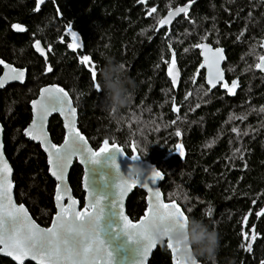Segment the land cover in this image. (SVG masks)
Listing matches in <instances>:
<instances>
[{"label": "trees", "instance_id": "obj_1", "mask_svg": "<svg viewBox=\"0 0 264 264\" xmlns=\"http://www.w3.org/2000/svg\"><path fill=\"white\" fill-rule=\"evenodd\" d=\"M191 1L45 0L37 11L38 0H0V58L27 69L24 84L0 90L4 151L13 168L15 198L40 225H49L56 183L40 146L25 139L22 131L31 120L30 101L42 86L57 83L69 92L78 110V127L93 148L115 138L130 155V145L136 143L142 159L164 173L160 187L165 200L177 201L191 218L203 219L219 232L217 257L214 261L198 257L200 262L261 264L264 217L255 213L264 208V112L258 111L264 107V73L254 65L263 55L264 0H198L168 34L166 28L156 30L166 12ZM152 7L157 11L149 16ZM13 24L26 31L17 32ZM68 25L83 45L76 52L68 48ZM37 40L47 50V60L36 53ZM202 42L225 49V78L228 83L238 81L234 96L220 87L211 91L204 70L194 82L201 64L196 45ZM169 46L181 72L175 87L168 75ZM83 55L97 65V82L106 55L122 63L135 81L131 103L118 119L105 110L103 92L96 90L88 67L81 63ZM49 66L51 72L46 71ZM173 104L179 112L172 111ZM234 127L239 135L232 132ZM49 132L54 143H61L64 129L59 116L50 119ZM177 144L183 145L184 156ZM82 174L75 162L69 183L81 203ZM145 208V193L135 189L127 199L128 215L135 221ZM209 208L211 216L206 215ZM253 226L256 238L249 252L245 249L254 235ZM0 264L16 263L0 256ZM148 264H172L165 242L157 246Z\"/></svg>", "mask_w": 264, "mask_h": 264}, {"label": "snow or ice", "instance_id": "obj_2", "mask_svg": "<svg viewBox=\"0 0 264 264\" xmlns=\"http://www.w3.org/2000/svg\"><path fill=\"white\" fill-rule=\"evenodd\" d=\"M140 3H146V0H139ZM45 0H38L36 10L39 11L40 5L44 4ZM157 9L152 7L148 10V15L152 16ZM189 11L188 6L176 8L175 11H169L166 18L160 19L158 23L163 26L169 24L174 16L184 13L187 16ZM251 15V13L249 14ZM12 28L17 32H24L26 29L20 24H13ZM67 32L70 33L73 43L68 44V48L73 52L82 48L78 40L77 32L72 30V26H67ZM243 35V33H241ZM207 37H204L206 39ZM239 38V37H238ZM63 42V39L61 40ZM261 46H264L262 43ZM37 52L42 56L45 55L44 49L41 47L39 40L34 45ZM196 47L206 48L207 45L200 44ZM51 51V48L48 49ZM187 51V49H186ZM217 53H221V49H216ZM221 58H223L221 56ZM4 62L0 60V64ZM81 63L88 67L91 74L94 86L97 91H101L100 85L96 80L97 65H95L91 58L87 55L81 56ZM175 58L169 65L168 75L172 79V84L175 87L178 81L179 73L175 72ZM5 68L9 71L5 74L3 79H0V88L4 86L5 80H19L23 82L25 72L11 68L5 64ZM256 69L264 71V55L259 56V62L254 65ZM46 71L51 72L52 68L49 66ZM211 71V69H210ZM217 76L223 79L217 65ZM195 82V81H194ZM208 84L212 88L216 87L212 78L208 79ZM228 89V94L234 95L235 89L238 86L236 81H233L232 86L229 87L226 83L223 85ZM191 95V93H189ZM187 99V96L185 97ZM175 100V98H173ZM199 107V105H197ZM32 110L34 118L28 129H25V135L33 140H39L44 146V150L48 153V163L50 165L51 174L57 181H63L64 174L68 166L73 162L74 158H79L80 162L87 166L88 164H97L100 162V157L106 153H112L110 165L115 169L114 184L115 193L114 199L110 204H105V196L97 195V193L90 188L89 170L86 167V175L84 179V187L87 190L88 201L83 211L77 208V201L71 195L67 196L69 203L64 206L61 201L64 196L61 194V185H57L56 200L58 204V212L53 218L52 225L49 228L39 227L33 219L28 215L27 210L23 204L19 206L12 198V182L10 179L12 169L8 163L3 159V154L0 153V251L6 252L7 255L12 256L18 264H24L25 258H30L36 261L37 264H117L116 253L117 248L113 246L111 240L119 237L122 233L127 237L129 242L138 244L137 249V264H144V260L148 254L153 250L157 243L153 241L147 232V223L151 220L153 223H160L165 226L166 230H172L179 225L181 220L187 221L190 217L186 211L182 209L181 205L175 200L166 202L162 198L159 188H154L148 182H141L140 177L135 180H119L117 177L121 174L119 165L116 160V155H124V150L119 146L117 140L112 138L111 146L110 140L105 139L103 146L98 150H93L89 147V141L82 135L75 126L74 117L76 116V107L73 106V101L70 94L62 87L51 86L44 87L40 90V97L32 101ZM150 111V110H149ZM173 112H179V108L173 104ZM258 111L264 112V107ZM54 112H59L65 117V128L67 135L65 136L62 145L57 146L51 143L48 139V134L44 129L45 121L48 116ZM135 119V116H134ZM176 120L171 123L176 124ZM239 119H246V116H241ZM159 131V127L156 128ZM131 132V129H130ZM232 132L237 133V128H232ZM135 135V133H132ZM175 135L181 136L179 129L176 130ZM247 135V133H244ZM137 144H133V151L136 150ZM176 149L180 156H184V148L182 144H177ZM144 149H140L142 153ZM240 149H237L239 152ZM130 160L141 159V155H134L128 157ZM149 180L151 185H156L163 180L164 176L161 171L152 167L149 170ZM139 185L147 188L149 198L147 208L144 215L138 220L133 221L125 214L124 198L126 193L132 186ZM66 192V190H65ZM178 195V194H174ZM184 199H187L185 195ZM255 204L256 202L253 201ZM192 209H187V213H191ZM251 214V213H250ZM207 216L212 215V209L206 211ZM257 217H264V208H261L255 213ZM112 217H118V224H114ZM244 223L247 225L248 216L244 217ZM171 226V227H169ZM118 229V231H117ZM253 237H255V227L253 226ZM245 239H248L246 233L243 234ZM122 247V245L120 246ZM244 247V245H241ZM167 248L173 254V264H179L176 256V249L172 247L171 242L167 241ZM246 251H252L251 243L248 244ZM264 264V261L261 262Z\"/></svg>", "mask_w": 264, "mask_h": 264}, {"label": "water", "instance_id": "obj_3", "mask_svg": "<svg viewBox=\"0 0 264 264\" xmlns=\"http://www.w3.org/2000/svg\"><path fill=\"white\" fill-rule=\"evenodd\" d=\"M198 0H193L191 2H187L185 4H182V5H178L172 9H170L169 11H175L176 8H179V7H185V6H188L189 8V11H188V14L190 13L191 11V8L193 6V4L195 2H197ZM169 11L165 13V15L163 17H161L160 19H164L168 16L169 14ZM187 14V15H188ZM185 15L184 13H180L179 15L177 16H174L172 18V21L171 23L169 24H165L163 26H161L159 23H157V27H156V30H160V29H163V28H166L167 29V34L169 33L170 29H171V26L173 25V23L178 19L180 18L181 16ZM159 19V20H160ZM36 43V42H35ZM41 43V42H40ZM262 43H264V38L262 40ZM261 43V45H262ZM200 44H204V45H207L206 48H201V47H197V49L199 50L200 52V57H201V64L196 72V75H195V79L194 81L196 80L199 72L201 70H204V79H205V83L206 85L209 87V89L212 91L213 89L217 88V87H220L221 90H224L226 92H228V89L225 88L223 85L226 83L229 87L232 86V83L233 81H236L237 82V85H238V81L237 80H233L231 83H228L226 78H225V73H224V70H223V65H224V62L226 60V55H225V49L223 47H214L212 46L211 44L207 43V42H202ZM199 44V45H200ZM35 45V44H34ZM41 47L44 49L45 51V55L42 56L39 52L36 51V53L40 56H42L45 60H47V50L44 48V46L42 45L41 43ZM35 48V47H34ZM170 48V51H171V61L173 60V58H175V54L173 52V49L171 46H169ZM216 49H221L222 52L221 53H217L216 52ZM262 49H263V55H264V46H262ZM221 56L223 58H221ZM4 63L3 64H0V67H1V74H0V79H3L5 77V74L9 71L8 68H5V64L9 65L11 68H15L17 70H23L25 72V76H24V79H23V82L19 81V80H5L4 82V86L2 88H0V90H3L5 87H7L8 85H11V84H24L25 81H26V78H27V69L26 68H22V67H17L15 66L14 64H11V63H8L6 62L5 60L1 59ZM217 65H218V68L220 70V72L222 73L223 75V79H219L218 76H217ZM211 69V71H210ZM259 70V69H258ZM260 72L264 73V71H261L259 70ZM175 72H178L179 73V77H178V81H177V84L176 86L180 83V80H181V72L178 68V65L175 63V69H174V73ZM170 77V76H169ZM212 78L213 82L216 84V87L215 88H212L211 85L208 84V79L209 78ZM170 80L172 82V79L170 77ZM51 86H58V87H62L61 85L57 84V83H51V84H46L44 86H42L40 89H39V92L37 94V96L32 99L30 101V109H31V120L30 122L28 123V125L23 129L22 133L25 137V139H27L28 141L30 142H33L35 144H38L41 148V150L43 151V153L45 154L46 156V162H47V167H48V173L50 175V177L55 181L56 185H55V188H54V194H53V202H54V208H55V212L52 216V219L49 223L48 226H42L40 225L34 218L33 216L31 215V213L29 212L28 208L24 205L25 209L27 210L28 212V215L33 219V221L41 228H49L51 227L52 225V221H53V218L56 216L57 212H58V204H57V200H56V195H57V185L60 184L61 185V188H60V191H61V194L64 196V199L61 201V203L64 205V206H67V204L69 203L68 199H67V196L68 195H71L72 198L74 200H76L78 203H77V208L81 211H83V209L85 208L86 204H87V201H88V194H87V190L85 189L84 187V179H85V175H86V167L88 168L89 170V178H90V181H91V184H90V188L92 190H94L97 195H104L105 196V201L104 203L105 204H110L111 201L114 199V193H115V188H114V184L116 183V179H115V169H113L110 165V160H111V156H112V153H106L104 154L102 157H100V162L97 163V164H88L87 166H85L84 164H82L79 160V158H74L73 162L68 166L65 174H64V179L63 181H57V179L51 174V171H50V165L48 163V153L44 150V146L41 144V142L39 140H33L31 139L29 136H26L24 133H25V129H28L32 123V120L34 118V114H33V110H32V101L34 100H37L39 99L40 97V90L44 87H51ZM64 88V87H62ZM65 89V88H64ZM66 90V89H65ZM236 90V89H235ZM67 91V90H66ZM236 92V91H235ZM230 95V94H229ZM235 95V94H234ZM234 95H230V96H234ZM71 98V96H70ZM72 99V98H71ZM73 101V100H72ZM73 106L75 107L74 105V102H73ZM77 110V108H76ZM59 116V118L61 119L62 121V126H63V129H64V136H63V140L61 141V143L59 144H56L52 141V138H51V135H50V132H49V123H50V119L53 117V116ZM74 120H75V126L77 128V130L85 136L84 133L81 132V130L79 129L78 127V110L76 111V116L74 117ZM65 117L62 116L59 112H54L52 113L50 116H48L47 120L45 121V124H44V129L45 131L47 132L48 134V139L51 143H54L56 144L57 146H60L63 144L64 142V139H65V136L67 135V129L65 128ZM3 134H4V127L2 125V123L0 122V153L3 154V159L8 163L9 167L12 169V173H11V176H10V179H11V182H12V198H13V201L19 206L20 204L22 203H18L16 201V198H15V193H14V189H15V185H14V181H13V168L8 160V158L6 157L5 155V151H4V143H3ZM85 138L87 139V137L85 136ZM88 140V139H87ZM103 146V142L102 144L97 148H93L92 145L90 144L89 142V147H92L93 150H96L98 151L101 147ZM111 146V143L110 145ZM121 146V145H119ZM122 147V146H121ZM123 149V147H122ZM124 150V149H123ZM130 150H131V154L128 155L126 153V151L124 150V155L125 156H120L119 154L116 155V160H117V163L119 165V170H120V173L121 174H127V171H128V167L129 165L132 163V161L128 158V157H131V156H134V155H139L138 154V151L135 150L133 151V143L130 145ZM77 163L78 165H80L82 167V170H83V174H82V180H81V187H82V190L84 192V196H83V203L80 202V200L74 195L73 193V190H72V187L70 186V183H69V175H70V172L72 170V167L74 165V163ZM138 163L140 164V166L144 169V172L143 174L140 176V181L143 183V182H148L149 185L151 187H154V188H159L160 192H161V195H162V198L165 199L164 197V194L162 192V189L160 187V184L161 182L164 180H161L159 181L156 185H151L150 183V180H149V175H150V168L154 167L156 168L158 171H161L156 164L154 163H151L147 160H144V159H140L138 161ZM162 172V171H161ZM162 175L164 176V173L162 172ZM135 189H139V190H142L144 193H145V203H146V208H147V203H148V198H149V192H148V189L147 188H144V187H141L139 185H135V186H132L129 191L126 193L125 195V198H124V210H125V214L128 215L127 213V210H126V204H127V199L128 197L133 193V191ZM66 190V192H65ZM166 202H170V201H167L165 200ZM172 201V200H171ZM177 202V201H176ZM145 208V210H146ZM145 210H144V213H145ZM143 213V215H144ZM142 215V216H143ZM129 216V215H128ZM142 216H140L137 220L135 221H138ZM130 218V216H129ZM131 219V218H130ZM112 221L114 224H118V217H112ZM134 221V220H133ZM134 221V222H135ZM118 231V229H117ZM166 246H167V241H164ZM252 242V236L250 238V241L249 243ZM111 243L113 244L114 247H116L118 250H117V253H116V261H117V264H137V249H138V244L136 243H133V242H129L127 240V237L124 236L122 233L119 235V237H116L115 239L111 240ZM248 243V244H249ZM160 244V243H159ZM157 244V246L159 245ZM122 245V247H120ZM157 246L151 250V252L148 254L147 258L144 260V264H148V261L149 259L151 258L153 252L155 251V249L157 248ZM248 246V245H247ZM0 248H2V246H0ZM247 248V247H246ZM168 249V248H167ZM168 251L170 252V255H171V261H172V264H173V254L171 252L170 249H168ZM0 256L1 257H5V258H9L11 259L13 262H15L16 264H18V262L13 259L12 256H9L6 254V252H3V251H0ZM27 262H32L34 264H37L36 261H33L31 260L30 258H25L24 260V264L27 263ZM199 264H203L202 262L199 261Z\"/></svg>", "mask_w": 264, "mask_h": 264}, {"label": "clouds", "instance_id": "obj_4", "mask_svg": "<svg viewBox=\"0 0 264 264\" xmlns=\"http://www.w3.org/2000/svg\"><path fill=\"white\" fill-rule=\"evenodd\" d=\"M105 65L99 70V85L103 92L105 110L114 120L122 109L131 103L136 84L128 74L125 66L115 57L105 56ZM140 159L131 160L127 174H120L119 180H135L144 169L138 163ZM171 227V226H169ZM147 232L157 244L170 241L176 249L179 264H199L198 257L215 260L220 250V234L203 219L189 218L181 220L172 230H166L160 223H147Z\"/></svg>", "mask_w": 264, "mask_h": 264}, {"label": "flooded vegetation", "instance_id": "obj_5", "mask_svg": "<svg viewBox=\"0 0 264 264\" xmlns=\"http://www.w3.org/2000/svg\"><path fill=\"white\" fill-rule=\"evenodd\" d=\"M70 36H71V35H70ZM76 42L80 43V41H79V37H78V40H77ZM69 43H73V39H72V37L70 38V41H69L67 44H69Z\"/></svg>", "mask_w": 264, "mask_h": 264}, {"label": "rangeland", "instance_id": "obj_6", "mask_svg": "<svg viewBox=\"0 0 264 264\" xmlns=\"http://www.w3.org/2000/svg\"><path fill=\"white\" fill-rule=\"evenodd\" d=\"M178 152H179V151H178ZM250 238H251V237H249V241H250ZM249 241L247 242V245H248ZM247 245H246V247H247Z\"/></svg>", "mask_w": 264, "mask_h": 264}]
</instances>
